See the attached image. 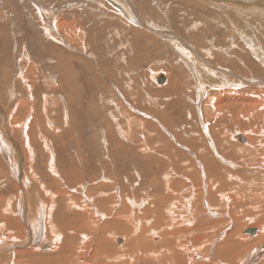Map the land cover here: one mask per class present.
<instances>
[{
	"label": "rangeland",
	"instance_id": "1",
	"mask_svg": "<svg viewBox=\"0 0 264 264\" xmlns=\"http://www.w3.org/2000/svg\"><path fill=\"white\" fill-rule=\"evenodd\" d=\"M120 1L124 8L121 4L119 5ZM120 1L0 0V126L2 125L0 127V141L4 140L1 132H7L11 135L10 139L13 142H16L18 146H22H20L21 151L23 147H26L25 149L28 150L29 145L27 146L24 136L22 134L19 135L21 129L19 126L17 127V122H25L27 117H30L26 121V130L28 132L30 128L32 131H37V129L43 130L36 138L33 136L38 141H35V149L37 153L39 152V159L32 158L31 155L33 153L30 154L31 152L28 150L27 152L32 159L30 162L24 163V153H21V156L17 154V157H15L14 153L9 155L10 153L6 152L8 146L4 149L0 148V170H2L0 182L2 180L4 182L0 184V189H2L7 198L15 192H12L9 188L5 190L8 184V176L12 175L14 171L12 168L13 159H15L14 167H19L20 165V172H24V174H28V172L33 170L36 173L45 171L46 175L50 172L49 175L52 178L55 177L50 171L49 161L52 155L48 151V147L51 148L54 144L56 146L52 147L56 148L53 151L55 162L62 164L63 168L67 169L68 174L74 173L70 159L72 157L75 158L78 151H84L82 157L85 159V163L82 164L76 161L74 166L80 169L81 164L85 165L89 163L85 166L87 169L83 177L76 176V179L72 180L68 185L62 181L65 184L61 182V186L57 187L55 191L63 190L61 192H66L69 196L74 195L79 198V202L81 203L84 201L85 193H80L79 186L81 183L91 182L92 180L97 190L95 192L96 194L98 193L97 196L95 195V198L104 197L106 201L105 211L111 210V208L115 209L117 206L112 203L117 199L116 201L120 203V206L115 213L118 214L120 212L119 208L125 205L124 201L126 202L123 199L124 197L120 198L119 194L122 196L128 194L125 197L129 206L131 198L132 201L135 200L136 204H139L143 201L144 197L148 198L151 195L160 193L163 190L162 187H165V177L168 175L170 177L173 174H166L171 170L165 168L166 165L164 164H161L160 171H157V166L159 167L157 162L154 161L152 165H145L146 163L140 161L143 157L137 156L134 152L124 154L122 153V149L117 151L116 156L110 157L109 161V151L111 150L112 153L115 144L136 147L140 145L139 142L141 141L143 145L148 143L150 146L159 145L164 150H170L171 152L174 150L178 152V155L172 152L179 159L177 165L181 166V168L184 167L185 171H187V169L191 168H188L189 165L187 163L189 161L192 164L195 162L190 149L196 148L199 151L197 152L202 155L208 151L213 153L208 134L210 130L212 133L211 138L214 142L213 145L215 147V144L217 146L220 145V147L223 146L220 148V151L221 149H229L231 152H229L231 157L227 156V151L222 152L224 160L231 161V165L222 162L223 160H220L215 155V160L219 163L222 172L227 173V175H223L228 184L226 188H222L223 190H221L223 191L221 194L225 195V197L220 196V194L216 195V202L222 204L223 200H227L226 203H223L226 207H224V211L218 208H215V211L226 212L228 216L220 215V218H227L229 220L227 224L218 222L219 224L217 223L215 226V233H217L215 234V238H217L215 242L219 244L223 241L226 233L222 236H219L218 233L225 231L230 232L232 235L235 232L236 236L234 238L238 240L241 238V229H256L257 227L254 228V224L262 222L257 218L259 216L255 217L254 214L256 213L255 209L264 206V200H262L264 199L262 197L264 196V148L260 147V149L256 150L253 147L256 146L253 145V143L255 144L254 140H252V146L240 147L237 146L232 138L235 132L244 130L250 131L251 135L248 132L247 134L239 132L237 136L241 135L248 138V135H250L251 138L254 136L253 139L257 137V140L255 139L256 144L264 140V113H262L264 110L262 108L261 110L260 108L257 109L258 106L264 105V0ZM68 25L72 27L64 30L66 32V39L57 38L56 33L52 31L58 27L67 28ZM134 33H140L143 38L146 36L145 40H148L149 43H154V47L143 45L142 42L144 40L140 43L141 45L136 44L133 41ZM249 39L251 40L250 42ZM75 43L78 44L76 45ZM133 44H136V47H133ZM175 44H180L179 46L183 49L186 48L193 55V58L197 57L199 59V64L197 63L196 67H193L194 70L199 69L196 74L199 73L202 76L200 73L204 71L205 67L200 68L201 63L206 64L212 60L213 64L211 63L210 65L216 69L214 71L216 73L215 78L203 74L207 77L205 80L201 77L199 81V77H196L195 73L190 72L186 56H182L176 50ZM254 45L261 49L258 50ZM253 62L257 66L254 67V70L251 67ZM61 63L65 66L60 67L59 64ZM243 63L245 68L242 65ZM218 65L221 66L218 67ZM236 65L240 71L236 68ZM66 66L71 71L74 70V73L77 72L75 74L69 72L67 75L69 70ZM155 71L159 72L160 75L166 73L167 81L163 84H155L153 82V77L156 76V73L153 74ZM60 78L63 79V82ZM56 79L57 81L55 82ZM169 79L171 82L168 87H164L163 89L157 87L166 86ZM219 80L227 83L230 82L231 84L234 83V85H221L219 86L220 89L217 90V84L220 83ZM32 81H34V84ZM173 82H181V84L175 86ZM198 82L205 84L206 92L198 94ZM235 85L240 87H235ZM227 89L231 94H233L234 89L238 90L237 97L239 100L230 101L231 98L229 97V99L224 96L217 97L220 96L221 91ZM259 96L262 97L260 98ZM216 98L219 99L216 100ZM246 99L257 102V107L252 108L256 110L255 112L253 111L250 114L251 107L247 105L248 103L244 102ZM27 103L32 104L31 114L28 113V109H25ZM234 103L240 106H235ZM221 108H224V110ZM260 113L263 115L259 116ZM34 117H37L38 122L36 124L33 123ZM256 117L257 120L253 121ZM40 119L43 121V124ZM36 126L39 127L37 128ZM13 136L17 138L15 139ZM105 141H107V145H105ZM237 143L241 146L248 144L247 141L243 143L239 140ZM8 145L10 144L8 143ZM168 146L171 147L169 148ZM250 147L252 148L250 149ZM240 150L242 152H239ZM180 151L181 155H184L183 159L179 154ZM246 151L249 153L253 152L250 155ZM171 152H169L170 155ZM138 154L141 155L140 153ZM246 155L252 156V164L250 161L246 162L250 163V165L245 164ZM10 159L12 169L7 166V172L1 166H3V161H9ZM187 159L189 160L187 161ZM241 159L244 160L242 161ZM239 160L240 162L238 163ZM181 162L184 164H180ZM176 166L174 168L175 171L178 173L182 172V175H184L185 171L182 170L184 168L179 172V168H176ZM101 168H106V171H103ZM82 169L80 170L83 171ZM109 170L111 173L108 172ZM98 172L101 173L99 174ZM230 173L231 175H229ZM48 178L43 177L42 180H45L44 183L47 182L49 186H53L54 183L51 182L52 178L50 180ZM93 179L97 180L94 181ZM150 179H152V182ZM154 179L157 181L155 180L154 182ZM177 179L183 180L180 177ZM99 182L102 187L96 184ZM112 183L113 185H111ZM234 184L239 186H231ZM93 185L91 187L94 188ZM146 185H150L148 186L149 188ZM191 189L199 191L197 187L194 189L189 188L188 192L191 191L189 194L195 193ZM200 190H202L200 191L201 196L203 198L207 197V195L204 196L206 193H204L205 190H203L202 186ZM112 191L115 192L113 193ZM237 191L239 194H243L241 198H237ZM50 192L53 193L54 191ZM135 193L138 194L136 195ZM12 195L14 196L15 194ZM255 197H258V199ZM68 203L65 204L69 205ZM56 206V210L52 209L53 211L51 210V212L47 210L48 213H51L50 219L52 222L57 212ZM60 206L61 204L58 205L59 209H62ZM106 208L108 209L106 210ZM130 210H133L135 214V210H137L140 216L141 211L138 212L139 209L131 206ZM74 211H76V208ZM82 211L78 210L77 213H81ZM60 212L61 210H59ZM115 213L113 212L112 219L117 216ZM123 215L126 214L124 213ZM96 218L99 220L98 217ZM216 218L219 217L216 215L215 220ZM112 219L110 217L108 221ZM149 222L151 223L150 220ZM102 224L101 221V226ZM251 225L253 226L251 227ZM18 227L19 224L17 222L10 229L6 227V234H9L14 241L16 239L13 235L19 232V234H23V230L26 228L25 225L22 230H19ZM250 236L255 237L256 235ZM43 242L44 240L41 241V243ZM50 242L55 245L54 240ZM39 245L35 247L36 251H38ZM46 250L49 251V248H46ZM240 253L242 254V249Z\"/></svg>",
	"mask_w": 264,
	"mask_h": 264
},
{
	"label": "bare ground",
	"instance_id": "2",
	"mask_svg": "<svg viewBox=\"0 0 264 264\" xmlns=\"http://www.w3.org/2000/svg\"><path fill=\"white\" fill-rule=\"evenodd\" d=\"M118 1H120V0H118ZM120 4H121V1H120L119 5ZM121 5L123 6V4H121ZM123 8H124V6H123ZM227 8H230V7H227ZM128 11H131V10H128ZM229 18H231V17H229ZM71 27H72L71 25L70 26L68 25L67 28L65 27L66 29L65 28L63 29V27L62 28L58 27L57 29L55 28L52 31L56 33L57 38L59 37V39L60 38L66 39V36H65L66 32L64 30H67L68 28H71ZM81 30H82V28H81ZM70 34H72V33H70ZM143 35H145V34H143ZM145 38H146V36H144V38H143V36L140 33L139 34H136V33L133 34V41L136 44L141 45L140 43L144 40L142 42L143 45H150L151 47H154V43H149V41L145 40ZM250 39H249V42L252 40V39L251 40ZM70 44H73V43H70ZM136 44H133V47H136ZM179 45L180 44H178V45L175 44L174 47L176 48V50H178L180 52V54H182V56H186V58L188 60L187 66L190 69V72L196 74V72H198L199 69L194 70L193 67H196L197 63L199 64V59L197 57L193 58V55L190 54L186 48L183 49ZM254 46H256V45H254ZM256 47L258 48V46H256ZM260 49L261 48L259 47L258 50H260ZM60 53H62V52H60ZM67 57H69V56H67ZM212 58H213V56H212ZM225 61H226V59H225ZM58 62L60 63V61H58ZM64 63H66V62L64 61ZM211 63H212V60H211V62H207L206 64L201 63L200 68L204 66L205 69H204V71H201L202 73H200V74H202V76L199 75V73L196 74V77H199V81H200L201 77H203L202 79L205 80V78L207 77V76L205 77V75H208V76L210 75V76L215 78L216 73L214 71L216 69H214L215 67L213 68V66L210 65ZM228 64H230V63L228 62ZM242 65L244 67V63ZM59 66L64 67L65 65L63 63H61V64H59ZM219 66H221V65H218V67ZM251 67L254 70V67H257L256 63L253 62ZM236 68L238 69L237 65H236ZM68 70H69L68 73L66 71H64L67 73V75L69 74V72H72L73 74H75L77 72L76 71L74 73L73 72L74 70L71 71L69 68H68ZM157 73L160 75V73L157 71H155L153 73L156 75L155 77H153V79H154L153 82H155V84L157 83V78L159 76ZM226 73H229V72H226ZM31 74H32V72H31ZM165 74L166 73H164L163 75H165ZM203 74H205V75H203ZM163 75H161V76H163ZM163 77L165 78L164 82H166L167 78L165 76H163ZM60 79L63 82V79L62 78H60ZM69 79H70V77H69ZM202 79H201V81H202ZM204 80H203V82H204ZM56 81H57V79L55 80V82ZM184 81H186V80H184ZM33 82L34 81H32V83ZM170 82H171V80L169 79L166 86H163V87H159L157 85L156 86L159 89H163L164 87H168ZM67 83H69V82H67ZM158 84H160V83L158 82ZM173 84H175V86H177L178 84H181V82L180 83L179 82H173ZM226 84H229V85L233 84L234 85V83L231 84L230 82L227 83L224 81H220V83L217 84L216 89L219 90L220 89L219 86H221V85L225 86ZM245 85H246V83H245ZM32 86H34V85H32ZM182 86H184V85H182ZM235 87L239 88L240 86L235 85ZM172 89H174V88H172ZM205 89H206L205 84H202L201 82L197 83L198 94H200L201 92L204 93V91L206 92ZM237 91L238 90L234 89L233 94H231V92H228V89L223 90V91H221L220 96H217V97L220 98V97L224 96L227 98L228 97L231 98L232 100L230 99V101H238L239 99L237 97V93H238ZM260 95H263V94H260ZM234 97H237V98H234ZM259 97L261 98L262 96H259ZM219 98H216V100H218ZM200 99L202 100V98H200ZM253 101H251L249 99L244 100V102L248 103L247 105H249L251 107V112L249 111L250 114L253 111L254 112L256 111L252 108H256L258 105L257 102H253ZM220 103H222V102H220ZM222 104H225V103H222ZM237 105L240 106L239 104H235V106H237ZM0 107H1V105H0ZM219 108H218V110H219ZM258 108H260V110H261V108L264 110V105L260 106V107L258 106L257 109ZM25 109H28L27 110V111H29L28 113L31 114L30 111H32V104L27 103ZM198 109H199V106H198ZM12 110L14 111V109H12ZM165 110H166V108H165ZM222 110H224V108ZM33 112H34V110H33ZM172 112H173V109H172ZM221 112H223V111H221ZM262 113H264V111H262ZM262 115L263 114H261V113L259 114V116H262ZM28 118H30V117H27L26 121H28ZM163 118H165V117H163ZM256 120H257V117L254 118L253 121H256ZM26 121L25 122L22 121V123L17 122V127L19 126L21 129V133L19 135L22 134L24 136V139L27 142V146L29 145V148H27V149L29 150V152H31L30 154L33 153V155H31L32 158L39 159V156H38L39 152L37 153V150L35 149V145H36L35 141L37 139L35 140L33 138V136H35V138H36L40 132L41 133L43 132V130H38L37 128L39 126L38 127L36 126L37 131H32L30 128V131L28 132L26 130L27 129ZM37 122H38L37 117L36 118L34 117L33 123L36 124ZM29 123H30V120H29ZM33 123H32V125H33ZM42 124H43V121H42ZM0 127H2V125ZM207 127H209V126H207ZM214 129H215V127H214ZM11 132H12V130H11ZM213 132H215V131H213ZM239 132L240 133L244 132L245 134H247V132H248V134H250V131H244V130L243 131L240 130V131L235 132V135L233 134L232 138H233V141L237 144V146H240V147L252 146V140H254L255 144L253 143V145H256V146H253V147L256 148V150L260 149V147L264 148V140H261V141L257 142V144H256V140H257L256 138L257 137H255V139H256L255 140V139H253L254 136H253V138L250 137L251 134L248 135V138H245L246 136L244 137L241 135L237 136V133H239ZM14 133L16 136H18V134H16V132H14ZM208 134H209V138H210L209 141H210L214 151L211 149L210 145H209V147L213 153H210V151H208L209 153L205 151L206 154H204V155H202L201 153H198L199 151L196 150V148L190 149V151L193 153L192 156L194 157L195 162L193 164L191 163V161H189V163H187V165H189L188 168L191 167L189 170L187 169V171H189V172L185 171L184 167H182V168H184V169H182L181 166L179 167V165H177L179 162V159H177V157L174 156V154L175 153L177 154L178 152H175L174 150H172V152L173 153L175 152V153L172 154V152L170 150H164V148L159 146V145L158 146L157 145H151L150 146V145H148V143L143 145V143H141V141L139 142L140 145L138 144L139 146H136V147L131 146V145L126 146L125 144H122V145L115 144L113 146L112 153H111V150L109 151V154H108L109 155L108 156L109 161H110V157L116 156L117 151L119 149H122V153H124V154H128L129 152H134L137 156L143 157V159L140 161L141 162L143 161V163H146L145 165H147V164L152 165V164H154V161L157 162L159 164V167L157 166V169H158L157 171H160L159 170L160 165L164 164V165H166L165 168H168L171 170V171H168L166 174L172 173L174 175V176L172 175L170 177H168L169 176L168 175L165 177L166 178L165 187H162L163 190H161L160 193H157L155 195H151L152 193L150 192L151 194L150 193L149 194L151 195V197H148V198L142 196V197H144V199H142L143 201H141V203H139V204H136L135 200L132 201V198H131V200H129V202L131 203L129 206V204H127V199L125 197L128 194L125 196H122L121 194H119L120 198L124 197L123 199H125L126 202L124 201L125 205H122L119 208L120 212L118 214L115 213V211L120 206V203L118 201H116L117 199L113 203L111 202L113 205H115L117 207L115 209L111 208V210L105 211L106 201H105L104 197L98 196L100 198H98V199L95 198V195L97 196L98 193L96 194V192H95L97 190H96V187L93 185L92 180H91V182L81 183L79 186L80 193H82V192H83V194L85 193L84 194V201H82L81 203L79 202V198H77L74 195L69 196L68 193L61 192L63 190H60V191L56 190L55 191V189L57 187H60L61 186L60 184H62L63 182H66V184L68 185L72 182V180L76 179V176H78V177L84 176L86 169H87L85 166L89 164V163H86L85 165H82L85 163V159L82 157L84 151L81 150L82 154L80 151H78V153L76 154V157L71 158L74 162L70 159L71 166L73 167L72 170L74 169L76 171L73 170L74 173L68 174L66 171L67 169H64L62 164H58V162H55V155L53 154V151L56 150V148H54L52 146H56V145L53 144L51 146V148L48 147V151L52 155L49 162H50L51 174L53 176H55L53 178L51 175H49L50 172L48 173V175H49L48 176L45 174V171L36 173L33 170V171L28 172V174H24V172H20V165H19V167H14L15 159H13L14 162H13L12 168L14 169V171H13L12 175L8 176V184L5 187V190H7V188H9L10 190H12V192L15 191L12 193L15 195L13 196L11 194L10 197L7 198V196H5V194L2 192V189H0L1 190L0 191V224H1L0 227L2 228L0 230V264H264V206H261V208L255 209L256 213L254 214V216L255 217L259 216L257 218L262 221L260 224L259 223L254 224V228L257 227L256 233L254 234V235H256L255 237L250 236V235L249 236L244 235V232L246 229L243 228V230L241 229V238H239L238 240H236L234 238V236H236L235 232H233V235H232L230 232L225 231L222 233L221 232L218 233L219 236H222L226 233V237L224 236L223 241H221L219 244H217L215 242V239L217 240V238H215V234H217V233H215V226L217 225V223L222 222L224 224H227L229 222V220L227 218H222V217L220 218V215H226L227 214L226 212L221 213V211H215V208H218L219 210H223L224 207H226L223 203L224 202L226 203L227 200H223L222 204L220 202H216L217 201L216 195L220 194V196L225 197V195L221 194L223 192L221 190H223L222 188H226L228 186V184L226 183L227 181L225 180V176L223 175L225 173L222 172V169L220 168L219 163H217V161L215 160V155L220 160H223L222 162H225L226 164L231 165V163H230L231 161L229 162V161L224 160V155L222 154L223 151H227L226 152L227 156L231 157L230 156L231 152L229 149H224V148H223L224 150L221 149V151H220V148H222L223 146L220 147V145L217 146V144H215L217 147L216 148L213 145L214 142L211 138L212 133L210 130H209ZM1 135L3 136L4 140L0 141L1 142L0 148L2 147L4 149L8 146L6 148V152L10 153L9 155L14 153L13 155L15 157H17V154L19 156H21V153H24V155H25V157L23 156L24 163L30 162V160L32 158L30 157V154L27 152L28 150L25 149L26 147L25 148L23 147L22 151H21V149H20L21 145L18 146L16 142H13V140L10 139V136H11L10 134L2 131ZM205 136H207V135H205ZM235 138H237L239 141H242L243 143H245L247 141L248 144L246 146H241L237 143L238 140ZM24 139H23V141H24ZM45 139H47V138H45ZM151 139H153V138H151ZM258 140H260V139H258ZM26 142H25V144H26ZM36 142H38V141H36ZM106 142L107 141H105V145H107ZM8 143L10 145H8ZM5 144H7V145H5ZM204 144H205V142H204ZM13 145H14V148H13ZM95 145H97V144L95 143ZM134 145H137V144H134ZM9 147H12L13 149L9 148ZM77 148H79V147H77ZM175 148H176V146H175ZM199 148H200V146H199ZM251 148L252 147H250V149ZM187 149H189V148H187ZM241 150L239 152H242ZM46 151H47V149H46ZM137 152L140 153L141 155H139ZM169 152H171V155L169 154ZM246 152H248V151H246ZM163 153H166V154H163ZM251 153L248 152L247 154L251 155ZM179 154L181 155V151ZM263 155H264V153H263ZM183 156H182V159H183ZM258 156H259V154H258ZM84 157H85V155H84ZM244 157H245V155H244ZM45 158H47V157H45ZM233 158H235V157H233ZM251 158H252V156H249V155L245 158V164L246 165H248V164L250 165V163H246L249 161L252 164ZM259 159L260 158L258 157V160ZM118 160H121V159H118ZM188 160L189 159H187V161ZM241 160L243 161L244 159H241ZM17 161H19V160H17ZM76 161L78 163H82L80 165V167H81L80 169L84 168V169H82L83 171H81L77 166H74ZM239 162H240V160L238 161V163ZM157 163H156V165H158ZM180 164H182V162ZM133 165H134V163H133ZM7 166H9L10 169H12L11 168V159L9 161H3V166H1V167H3V169L5 168V170L7 171L8 170ZM139 166H140V164H139ZM175 166H176V168L177 167L179 168V172L181 171V169L184 170L185 171L183 173L184 175H182V172H180V173L176 172L174 169ZM31 169H32V167H31ZM91 169H92V167H91ZM102 170L106 171V168H103ZM161 171L163 172V170H161ZM1 172H2V170H0V173ZM108 172L111 173L110 170ZM150 172H151V170H150ZM142 173H144V172H142ZM4 174H5V172H4ZM106 175H107V173H106ZM155 175H154V177H155ZM225 175H227V173ZM229 175H231V173ZM138 176H140V175H138ZM43 177H45L46 179L49 177L48 180H50V178H52L51 182L54 183L53 186H49V184H47V182L44 183L45 180L44 181L42 180ZM91 177H93V176H91ZM178 177L182 178L183 180L177 179ZM200 179H201V182H200ZM206 179H207V182H206ZM96 180H94V181H96ZM150 180L152 182V179H150ZM155 180L156 179H154V182H155ZM177 180H179V181H177ZM83 182H84V180H83ZM3 183L4 182L2 180V182H0V184H3ZM63 184H65V183H63ZM96 184H99V186L102 187L100 182L96 183ZM225 184H226V186H225ZM92 185L94 186V188L91 187ZM111 185H113V183ZM63 186H65V185H63ZM99 186H98V188H99ZM148 186H150V185H148ZM201 186L203 187V190H205L204 193H206V194L203 193L204 196L207 195V197H204L205 199L201 196V192H200V191H202V190H200ZM231 186H239V185L234 184ZM231 186L229 185V187H231ZM76 187H74V188H76ZM196 187L199 190L198 192L194 189ZM159 188H161V187L159 186ZM189 188H193L194 190H192V189L191 190H192V192L195 191V193L189 194L191 192V191L188 192ZM49 190L54 191V192L51 193ZM114 190L116 191V189H114ZM100 191H102V190H100ZM123 192H125V191H123ZM135 192H136V189H135ZM153 193H155V192L153 191ZM251 193H253V192H251ZM110 194L112 195V193H110ZM135 194L137 195L138 193H135ZM242 195L243 194H239V192H238L237 198H241ZM139 197H141V196H139ZM262 197H264V196H262ZM116 198H118V197H116ZM127 198H129V197H127ZM244 198H245V196H244ZM255 198L258 199V197H255ZM112 199H114V198H112ZM137 200H139V199H137ZM248 200H249V198H248ZM262 200H264V199H262ZM259 201H261V200L259 199ZM67 202H69L68 203L69 205L65 204ZM58 203L61 204L60 207L62 209H59ZM263 203H264V201H263ZM45 204H48V205H45ZM62 204H64V205H62ZM254 204H256V203H254ZM55 205H57L56 206L57 212L55 211L56 214L54 215V221L52 222L50 219V214H51L50 212L52 209H55ZM131 206L133 208L139 209L138 212L141 211L140 216L137 213V210H135L136 214L133 210H130ZM75 208H76V211H74ZM107 209L108 208H106V210ZM47 210H50V212L48 213ZM59 210H61L60 213H59ZM78 210L79 211L83 210L84 212L82 211L81 213H77ZM113 212L115 214H117V216H115L114 219H112L113 215H114ZM61 213H62V215H60ZM124 213L126 215H123ZM216 215L219 218H216V220H215ZM227 216L228 215H226V217ZM96 217H98L100 221L97 220ZM110 217L112 220L108 221L110 219ZM149 220L151 221V223L149 222ZM101 221L103 223L102 226H101ZM15 222H17L19 224V227H18L19 230H22L24 225L26 227L23 230V234H19L20 233L19 232L18 234L13 235V236H15L16 241H14V239L12 237H10L9 234H6V232H5L7 230L6 227H8V229L12 228V226H14ZM252 226L253 225H251V227ZM257 229H259V230H257ZM20 240H22V241H20ZM42 240H44L43 243H41ZM48 240H50V241L54 240L55 245H54V243H52ZM13 241H14V243H13ZM253 243H256V244H253ZM38 244H40L39 249H38V251H36L35 247ZM257 245H258V247H257ZM253 246H255V247H253ZM46 248H49V251L46 250ZM241 249H242V254L240 253Z\"/></svg>",
	"mask_w": 264,
	"mask_h": 264
},
{
	"label": "water",
	"instance_id": "3",
	"mask_svg": "<svg viewBox=\"0 0 264 264\" xmlns=\"http://www.w3.org/2000/svg\"><path fill=\"white\" fill-rule=\"evenodd\" d=\"M164 81H165V78H164L163 76H160V77L158 78V82H159L160 84L165 83ZM240 139H241V138H240ZM241 142H242V141H241ZM255 233H256V229H247V230H245V232H244L245 235H254Z\"/></svg>",
	"mask_w": 264,
	"mask_h": 264
},
{
	"label": "crops",
	"instance_id": "4",
	"mask_svg": "<svg viewBox=\"0 0 264 264\" xmlns=\"http://www.w3.org/2000/svg\"><path fill=\"white\" fill-rule=\"evenodd\" d=\"M160 76H161V75H159L158 78H159ZM163 76H165V75H163ZM165 77H166V76H165ZM158 78H157V83H158ZM166 81H167V79H166Z\"/></svg>",
	"mask_w": 264,
	"mask_h": 264
}]
</instances>
